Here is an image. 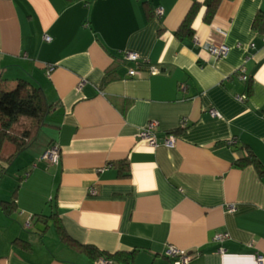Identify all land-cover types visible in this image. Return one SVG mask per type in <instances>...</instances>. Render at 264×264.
Listing matches in <instances>:
<instances>
[{
  "label": "crops",
  "instance_id": "obj_1",
  "mask_svg": "<svg viewBox=\"0 0 264 264\" xmlns=\"http://www.w3.org/2000/svg\"><path fill=\"white\" fill-rule=\"evenodd\" d=\"M192 2L0 0V86L25 79L53 105L31 162L15 169L0 160V264H103L63 242L54 219L39 218L53 214L79 243L134 251L130 264H172L169 245L200 249L189 264H260L264 174L236 162L252 152L264 167V23L254 26L257 15L264 21V0H224L210 23L202 6L194 36L180 40L175 31ZM210 43L229 53L216 59ZM125 51L160 72L141 65L129 76L135 63ZM150 120L159 140L173 134L175 143L141 139ZM53 143L59 162L39 160ZM220 232L229 233L223 243L213 240Z\"/></svg>",
  "mask_w": 264,
  "mask_h": 264
},
{
  "label": "trees",
  "instance_id": "obj_2",
  "mask_svg": "<svg viewBox=\"0 0 264 264\" xmlns=\"http://www.w3.org/2000/svg\"><path fill=\"white\" fill-rule=\"evenodd\" d=\"M223 1L224 0H205L204 3H201L199 0H193L190 9L175 31V36L180 40L192 38L195 33L193 23L202 6L206 7L203 20L206 23H210L215 17L219 5ZM263 23L262 16L257 15L254 26L260 29L263 27ZM111 78H113L112 74L107 73L104 82L110 81ZM52 108L53 105L48 102L43 88L25 79H19L12 89H6L0 86V160L11 162L22 149L29 146L36 138L45 122L46 116L50 113ZM24 118L32 120L28 128H23V126H21ZM184 127L185 126H181V128ZM8 142L13 144L14 150L9 155H6L4 153V147ZM236 164L240 167L252 164L261 174H264L263 165L252 152L238 159ZM120 169H122V173L124 174L129 172V168L125 166V163ZM4 207L9 214L15 208V201L6 202ZM39 218H43L46 223L48 219H54L61 240L69 244L76 252L85 255L89 260L95 261L101 257L106 260H112L114 263L130 264L134 259V251L109 253L100 250L95 245L79 243L66 234L62 224L54 214L48 217L40 215Z\"/></svg>",
  "mask_w": 264,
  "mask_h": 264
},
{
  "label": "built area",
  "instance_id": "obj_3",
  "mask_svg": "<svg viewBox=\"0 0 264 264\" xmlns=\"http://www.w3.org/2000/svg\"><path fill=\"white\" fill-rule=\"evenodd\" d=\"M163 14V9L158 8L156 10V15L161 16ZM44 38L46 40H50L51 37L49 35H45ZM209 52L216 58V59H221L223 57H226L227 54L229 53V46L226 45L225 43H210L208 46ZM124 58L128 61L134 62L135 66L130 67L128 70V75L129 76H136L139 75L142 71V66L141 65H148L149 70L152 74H156L160 72V68L157 65H154L150 62L149 59H141L139 55L135 52H129L125 51L123 54ZM54 69V65H48L47 67V73L50 74V72ZM237 72L240 76L241 79L243 80H248L249 76L246 71L245 65H241L238 69ZM86 82V79H83L79 85V87H82ZM182 88H185V85H181ZM247 94H240L237 95V98L241 101H245L247 99ZM209 112L213 116H220L219 112L215 108H210ZM182 126L187 125V119H182ZM157 128H158V121L156 120H150L144 127H142L138 133V136L141 139L146 140L151 146H157L160 143L166 144V145H173L175 143V136L173 134H168L165 135L161 140L157 137ZM61 156V151L60 147L57 143L51 144L46 151L41 155L40 159L41 161H45L51 164H57L60 160ZM33 168L37 167V162H34L32 164ZM229 210H234L233 205H229ZM30 220L27 221V224L29 225ZM229 237L228 232H220L216 233L213 237V240L218 243H223L224 240H226ZM220 253H225L226 248L224 246H220L219 250ZM201 250L196 248L193 250H184L180 249L174 245H169L168 248L166 249L165 255L170 259L172 264H189V262L201 255ZM100 261L103 264H115L112 260H106L104 258L100 257ZM257 261L260 264H264V256L259 255L257 257Z\"/></svg>",
  "mask_w": 264,
  "mask_h": 264
},
{
  "label": "rangeland",
  "instance_id": "obj_4",
  "mask_svg": "<svg viewBox=\"0 0 264 264\" xmlns=\"http://www.w3.org/2000/svg\"><path fill=\"white\" fill-rule=\"evenodd\" d=\"M31 123H32V120H30L29 118H24L21 126H23V128H28L31 125ZM44 130H45V128H44ZM42 133L43 132L41 131V134ZM31 145L32 144H30L29 146L22 149L17 154V156L12 160L13 161L12 165L16 162V164H14L15 169L18 167L19 164L28 165L31 162V160L34 158L35 153L33 152V148ZM56 252H58V254H60L61 256H64V252H59V251H56Z\"/></svg>",
  "mask_w": 264,
  "mask_h": 264
}]
</instances>
